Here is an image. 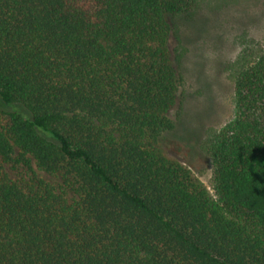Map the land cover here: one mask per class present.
<instances>
[{"label":"trees","instance_id":"1","mask_svg":"<svg viewBox=\"0 0 264 264\" xmlns=\"http://www.w3.org/2000/svg\"><path fill=\"white\" fill-rule=\"evenodd\" d=\"M197 1L0 0V264H264V47L203 142L214 196L157 146Z\"/></svg>","mask_w":264,"mask_h":264},{"label":"rangeland","instance_id":"2","mask_svg":"<svg viewBox=\"0 0 264 264\" xmlns=\"http://www.w3.org/2000/svg\"><path fill=\"white\" fill-rule=\"evenodd\" d=\"M167 21L172 27L168 56L179 81L168 111L174 128L162 133L157 146L190 169L214 196L213 165L203 142L234 117L231 65L244 47H264V0H198L189 16ZM5 170L13 180L26 174L11 165Z\"/></svg>","mask_w":264,"mask_h":264}]
</instances>
